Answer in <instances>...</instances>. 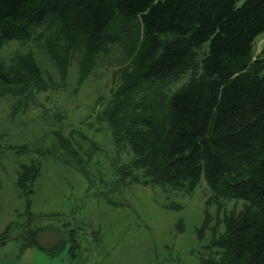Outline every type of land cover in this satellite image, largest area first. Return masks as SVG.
<instances>
[{"label": "trees", "instance_id": "1", "mask_svg": "<svg viewBox=\"0 0 264 264\" xmlns=\"http://www.w3.org/2000/svg\"><path fill=\"white\" fill-rule=\"evenodd\" d=\"M237 1L0 0V48H25L0 57V99L14 100L10 116L39 105L37 94L48 88L32 45L57 69L54 85L64 91L76 61L74 95L113 49L120 58L107 98L96 100V122L65 131L67 115L55 112L43 133L50 141L30 150L74 167L88 185L95 176L103 182L94 139L102 127L127 158L109 165L113 188L188 194L203 178L204 205L215 206L220 230L205 213L197 236L208 227L212 237L200 264H264V48L252 51L264 31V0ZM39 170V160L19 165L16 187L30 193ZM231 200L239 206L225 210ZM34 218L21 229L22 246L59 251L68 243L69 256L80 252L76 226L44 246ZM174 224L181 229L180 219Z\"/></svg>", "mask_w": 264, "mask_h": 264}, {"label": "rangeland", "instance_id": "2", "mask_svg": "<svg viewBox=\"0 0 264 264\" xmlns=\"http://www.w3.org/2000/svg\"><path fill=\"white\" fill-rule=\"evenodd\" d=\"M31 48L48 86L36 96L39 105H29L10 116V103L14 100L0 99V264H200L212 237L208 227L197 236L205 213L213 217L209 225L220 230L215 206L207 209L204 205L210 189L203 178L188 194L137 185L113 188L109 184V165L113 158L119 163L127 158L117 154L102 127H98L99 137L94 139L102 149L96 159L101 165L103 182L95 176L88 185L74 167L39 157L30 150L50 141V135L43 133L52 128L51 116L55 112L67 115L61 119L65 131L79 126L86 129L94 123L96 100H105L116 80L120 58L115 49L92 68L74 95L76 61L67 68L64 91L54 85L60 82L57 69L33 45ZM262 48L264 31L253 39V54ZM17 49L25 48L9 42L0 48V57H8ZM22 145L29 150L23 152L18 148ZM30 160H39L40 170L32 191L27 193L16 187L15 179L19 165ZM168 204L172 207L163 208ZM238 206L231 200L225 203V210ZM29 214L35 217L34 227L41 229L37 238L44 246L54 242L57 233L65 235L67 229L76 226L80 252L69 256L68 243L59 251L22 246L20 233ZM179 219L181 229L176 230L174 223ZM94 234L95 243L91 241Z\"/></svg>", "mask_w": 264, "mask_h": 264}]
</instances>
